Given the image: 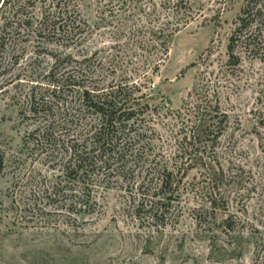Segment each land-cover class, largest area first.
I'll list each match as a JSON object with an SVG mask.
<instances>
[{
  "label": "rangeland",
  "instance_id": "obj_1",
  "mask_svg": "<svg viewBox=\"0 0 264 264\" xmlns=\"http://www.w3.org/2000/svg\"><path fill=\"white\" fill-rule=\"evenodd\" d=\"M248 1L68 0L76 29L48 47L92 57L98 93L129 84L148 136L134 150L149 142L150 161L111 160L90 185L67 179L66 195L52 196L44 186L64 175L25 151L30 126L0 94V264H264V19L236 59L229 49ZM41 6L0 10V24H14L6 36L25 41L23 67L48 57L19 20ZM87 122L70 136L98 149ZM171 171L172 189L156 194Z\"/></svg>",
  "mask_w": 264,
  "mask_h": 264
},
{
  "label": "trees",
  "instance_id": "obj_2",
  "mask_svg": "<svg viewBox=\"0 0 264 264\" xmlns=\"http://www.w3.org/2000/svg\"><path fill=\"white\" fill-rule=\"evenodd\" d=\"M9 1L0 0V10ZM50 1L41 0V13L35 20L33 15L19 19L28 33L43 40V49L48 57L43 58L42 68L36 65L38 58L29 67H23V52L27 49L25 41L6 36L8 28H14L7 18L0 24V94L10 95L19 104V115L23 123L30 126L24 140L25 151L31 157L43 159V165L64 175L61 182L52 186L43 185L46 193L59 197L66 195L70 181L65 183V180L73 179L90 185L91 172L101 170L103 165L108 166L111 160L117 159L123 166L135 161L139 165L146 164L150 161V143H145L141 150L135 152L136 144L148 136L143 134L141 137L139 122L144 109L136 110L131 105L137 99L129 84L109 86L107 91L98 93L90 76L92 57L79 60L72 53H60L48 47L50 44L56 48L64 45L60 38L65 33H74L76 29L75 23L64 17L70 9V2L58 0L57 9ZM20 12L18 10L17 15ZM256 16L264 19V0L247 2L241 24L229 46L233 59H236V43L249 45L248 30L256 21ZM70 45L66 44V48ZM86 122L87 128L83 132L96 135L94 141L101 144L98 149L82 150L80 147L85 144H81L80 137L70 136L72 127L81 129ZM28 156L17 158L18 165L23 166ZM6 160V154L0 152V171L6 168ZM173 174L171 171L161 175L162 188L156 194L165 195L168 193L165 189H172L175 181ZM171 197L172 194L166 199Z\"/></svg>",
  "mask_w": 264,
  "mask_h": 264
}]
</instances>
